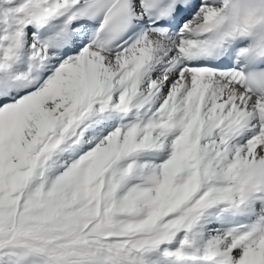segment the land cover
Masks as SVG:
<instances>
[{
  "label": "snow or ice",
  "instance_id": "obj_1",
  "mask_svg": "<svg viewBox=\"0 0 264 264\" xmlns=\"http://www.w3.org/2000/svg\"><path fill=\"white\" fill-rule=\"evenodd\" d=\"M0 264H264V0H0Z\"/></svg>",
  "mask_w": 264,
  "mask_h": 264
}]
</instances>
